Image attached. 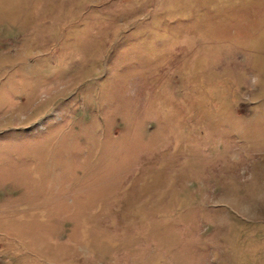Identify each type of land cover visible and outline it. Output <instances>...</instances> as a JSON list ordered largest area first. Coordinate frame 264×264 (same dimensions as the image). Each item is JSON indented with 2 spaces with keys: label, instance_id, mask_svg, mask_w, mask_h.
Returning a JSON list of instances; mask_svg holds the SVG:
<instances>
[{
  "label": "rangeland",
  "instance_id": "374dc122",
  "mask_svg": "<svg viewBox=\"0 0 264 264\" xmlns=\"http://www.w3.org/2000/svg\"><path fill=\"white\" fill-rule=\"evenodd\" d=\"M0 264H264V0H0Z\"/></svg>",
  "mask_w": 264,
  "mask_h": 264
}]
</instances>
